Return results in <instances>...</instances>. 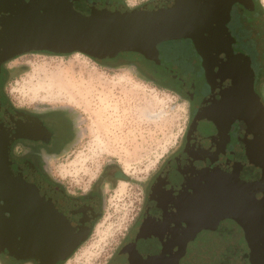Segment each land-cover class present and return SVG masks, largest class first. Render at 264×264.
I'll return each mask as SVG.
<instances>
[{
  "label": "water",
  "instance_id": "95a60500",
  "mask_svg": "<svg viewBox=\"0 0 264 264\" xmlns=\"http://www.w3.org/2000/svg\"><path fill=\"white\" fill-rule=\"evenodd\" d=\"M236 2L252 4L151 0L129 8L87 0H0V70L35 52L99 61L138 53L157 61L159 44L186 39L201 57L210 92L188 126L184 148L149 191L137 237L141 264H180L198 234L217 231L225 220L239 229L248 264H264V98L254 92L249 58L233 53L226 23ZM235 123L237 143L227 151ZM39 126L0 105V253L57 264L86 240L99 203L67 199L31 165L12 160L11 144L32 139Z\"/></svg>",
  "mask_w": 264,
  "mask_h": 264
},
{
  "label": "rangeland",
  "instance_id": "374dc122",
  "mask_svg": "<svg viewBox=\"0 0 264 264\" xmlns=\"http://www.w3.org/2000/svg\"><path fill=\"white\" fill-rule=\"evenodd\" d=\"M108 1L136 8L151 0ZM257 2L264 13V0ZM232 48L233 53L246 52L235 43ZM157 50L159 61L168 60L162 50L171 52V61L176 54L177 62L172 65L176 70H180L178 64L192 62L196 66L195 54L186 41L161 43ZM142 60L138 53L94 62L77 53L35 52L12 59L0 72L1 101L20 108L61 105L76 114L81 127L79 141L66 156L49 160L51 177L69 182L77 193L86 192L107 163L131 178L104 187L105 211L93 235L61 264H104L108 254L103 251L114 248L130 224L139 182L150 180L168 158L184 148L191 118L189 102L168 79L147 75L152 67ZM128 61L141 62L148 72L139 73ZM195 75L201 79L199 71ZM192 245L196 248L192 264H248L243 259L246 247L242 235L229 220L221 222L215 232L198 234Z\"/></svg>",
  "mask_w": 264,
  "mask_h": 264
},
{
  "label": "flooded vegetation",
  "instance_id": "af4514ba",
  "mask_svg": "<svg viewBox=\"0 0 264 264\" xmlns=\"http://www.w3.org/2000/svg\"><path fill=\"white\" fill-rule=\"evenodd\" d=\"M106 2L107 0H104V3ZM251 2L252 4L249 6H244L239 2H236L231 6L226 28L233 39L232 46H234L235 43V45H238L242 49L246 50V52L236 53H242L249 58L250 67L254 76V92L264 98V13L257 0H251ZM107 3L111 2L108 1ZM177 41H186L190 45L195 54V68L193 63L190 62L189 65L186 66L178 64L180 70L174 69L172 65L177 62V57H175L176 54L174 53L175 55L173 58L175 61H171L170 59L172 57H169V55H173L169 50H162V53L166 58H168V60L159 61L160 57H158V63H154L152 60H149L142 55L140 56L145 62L150 64V67H152L151 74L147 73V75L164 80L168 79V81H170L173 86L177 88L178 92L187 98L191 111V123L200 103L209 94L210 87L205 80L201 57L197 54L192 41L188 39ZM128 63L133 64L135 69L141 74H145L147 71V68H145L141 62L128 61ZM198 71L201 75L200 80H198L195 75V72ZM205 90L206 92H204ZM6 104L11 106L14 111L23 114V116L37 121L40 125L39 127L41 128L32 132V139H17L11 144L10 156L12 160L21 166L31 165L36 173L49 186L60 192L67 199L75 202H79L83 199H92L97 200L99 203V217L89 230L86 240L75 248L71 254L72 256L78 253L82 249L83 245L91 238L96 222L105 211L104 187L106 185L112 187L120 181H130L131 178L123 176L121 174L122 172H120L117 167L111 163H107L101 169L96 180L89 186L86 192H75V190H72V185L69 182H60L59 180L54 179L51 177L49 171V160L66 156L72 149H74L79 141L81 127L77 123V117L73 110L69 107L61 105L45 108H20L13 106L6 100H0L1 106ZM237 130L238 124L235 123L231 127L230 145H227V151L232 150L237 143ZM179 153L180 152L168 158L150 180L139 182L140 186L137 187L139 192L135 193L136 197H134L135 205L132 204L133 209L131 210L132 216L130 224L124 229V233H121V238L117 245L114 248H108L103 251V253L108 254V260L104 264H141L140 262L143 259V256L140 248L137 246V237L139 228L143 223L149 191L166 163ZM191 243L193 244V242ZM191 243L187 245L185 256L181 259L180 264H190V259L192 257L191 250L193 248ZM188 249H191L190 253H188ZM0 262L1 264H37L32 260L20 261L3 253H0ZM61 263L63 262H58L57 264ZM142 264H153V262H145Z\"/></svg>",
  "mask_w": 264,
  "mask_h": 264
},
{
  "label": "trees",
  "instance_id": "16d2710c",
  "mask_svg": "<svg viewBox=\"0 0 264 264\" xmlns=\"http://www.w3.org/2000/svg\"><path fill=\"white\" fill-rule=\"evenodd\" d=\"M106 3H107V2H106ZM41 53H46V54H49V55H50V53H48V52H41ZM60 56H63V55H60ZM92 60H93L94 62H101V61H99V60H95V59H92ZM102 61H108V60H102ZM5 64H6V63H5ZM5 64H4V65H5ZM4 65L1 66V69L3 68ZM0 72H1V70H0ZM243 259H247V258H246V257H243ZM247 262H248V260H247Z\"/></svg>",
  "mask_w": 264,
  "mask_h": 264
}]
</instances>
